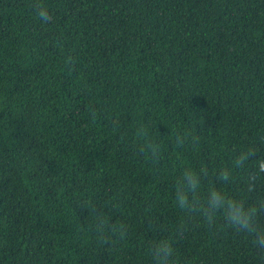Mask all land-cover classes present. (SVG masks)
I'll return each mask as SVG.
<instances>
[{"label":"trees","instance_id":"1","mask_svg":"<svg viewBox=\"0 0 264 264\" xmlns=\"http://www.w3.org/2000/svg\"><path fill=\"white\" fill-rule=\"evenodd\" d=\"M249 146L264 156V0H0V264H153L181 225L180 264H264L173 197L206 169L201 199L245 198L247 169L216 174ZM89 203L126 238L100 245Z\"/></svg>","mask_w":264,"mask_h":264},{"label":"clouds","instance_id":"2","mask_svg":"<svg viewBox=\"0 0 264 264\" xmlns=\"http://www.w3.org/2000/svg\"><path fill=\"white\" fill-rule=\"evenodd\" d=\"M38 15L41 19H47V10L42 3ZM245 169L248 170L244 188L248 195L245 198L228 195L213 184L201 199L199 193L202 178L207 175L206 169L201 172L191 169L181 171L174 182L173 197L186 218H202L211 227L219 215L228 228L247 234L258 252L264 256V197L253 199L252 196L256 191L257 179L264 176V156H261L257 146H249L236 152L230 164L221 168L216 175L220 182L228 183L235 171L243 172ZM89 208L94 216L93 230L100 245L107 247L115 238H126L124 225H113L91 203L84 206L85 211ZM184 230L185 226L181 225L175 234L157 237L150 245L153 264H180L174 244L184 235Z\"/></svg>","mask_w":264,"mask_h":264}]
</instances>
